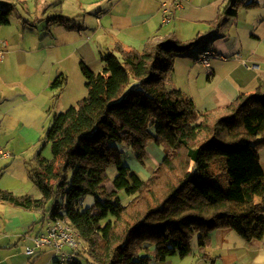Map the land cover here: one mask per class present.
Listing matches in <instances>:
<instances>
[{"label":"trees","instance_id":"obj_1","mask_svg":"<svg viewBox=\"0 0 264 264\" xmlns=\"http://www.w3.org/2000/svg\"><path fill=\"white\" fill-rule=\"evenodd\" d=\"M257 0H228L223 14L236 15ZM12 6H0V25L10 23ZM172 32L155 34L143 49L118 44L100 72L84 62L88 95L55 113L44 139L52 156H40L30 178L42 196L0 188V202L67 220L88 244L80 254L93 264H151L192 252L199 234L207 245L218 229H233L248 241L264 231V90L243 92L230 104L199 110L192 97L167 85L176 56L195 47ZM59 76L52 87L66 86ZM243 130L236 132L235 128ZM166 155L143 180L123 163L118 144L139 159L148 144ZM117 168L107 188L108 169ZM94 195V206L80 200ZM123 194L130 197L123 202ZM70 264H79L78 260Z\"/></svg>","mask_w":264,"mask_h":264},{"label":"crops","instance_id":"obj_2","mask_svg":"<svg viewBox=\"0 0 264 264\" xmlns=\"http://www.w3.org/2000/svg\"><path fill=\"white\" fill-rule=\"evenodd\" d=\"M175 1L0 0V6H12L10 23L0 25V39L6 44L0 59V147L11 152L10 157H0L1 189L42 196L30 178V168L40 156L50 158L51 146L44 135L52 117L60 113L63 97H69L71 89L86 85L81 63L95 72L102 71L104 57L118 44L143 49L155 34L174 32L180 40H198L195 47L176 59L193 53L199 62L203 50L213 51L208 82L215 85L199 99L190 93L203 110L228 105L243 92L264 90L261 2L257 0V7L242 6L236 15H227L223 9L228 0H182L183 7L175 9L171 20L165 21L163 3L173 5ZM214 59L225 64L212 68ZM254 64L260 67L253 68ZM61 75L67 83L55 100L58 90L52 83ZM261 161L264 167L262 156ZM111 171L117 174L116 168H109ZM0 215L8 244L17 240V249L20 245L34 247V237L45 226L37 223L40 212L0 202ZM1 233L0 229V238ZM235 233L233 229L215 230L210 242L201 246L199 258L211 264L247 260L264 264V231L252 241ZM37 250L29 256H35Z\"/></svg>","mask_w":264,"mask_h":264},{"label":"rangeland","instance_id":"obj_3","mask_svg":"<svg viewBox=\"0 0 264 264\" xmlns=\"http://www.w3.org/2000/svg\"><path fill=\"white\" fill-rule=\"evenodd\" d=\"M250 1V0H249ZM261 2L260 8H264V0H259ZM235 40V36L232 38L231 42ZM246 40L242 41L244 44ZM240 50V46L238 48ZM222 51V50H221ZM224 52V51H222ZM227 53V52H224ZM226 55V54H225ZM227 56H230L227 54ZM195 54H187L176 59L174 69L169 73V78L167 80V85L170 89H173L175 85L183 89L186 93L190 95L193 93L197 98L200 95L205 94L213 88V85L208 82V72L209 69L201 65L199 62L195 61ZM213 67L225 64L218 59H214L212 62ZM86 80V79H85ZM213 80V79H212ZM86 83V81H85ZM215 83V82H214ZM80 89V90H79ZM88 95V89L86 85L83 88H73L69 92L68 96L63 97L62 106L60 112L66 111L70 106L76 105L80 100ZM199 99V98H198ZM209 107V106H208ZM199 110L205 109L204 107L198 108ZM243 130L242 126L236 127L235 131L240 132ZM119 148L123 151V163L132 169V172L136 173L143 180L149 179L154 170L159 166L166 155V150L163 145H156L150 142L147 147V155L143 159H139L137 155L125 144H118ZM260 154L264 163V146L260 149ZM48 156L51 157L52 153L49 151ZM116 168L115 165H111L110 168ZM117 170V168H116ZM108 174L110 177L107 183V188L112 191L114 187L112 181L116 176L114 172L111 171ZM111 175V176H110ZM130 197L123 194V202L127 203ZM96 203V197L94 195H86L80 200V207L87 208L94 206ZM3 226L2 215H0V229L2 230L0 238V264H70L69 262L58 261V256L56 252L49 247L43 249H38L35 256H29L26 253V247L21 245L20 248H15L14 240L12 244H8L9 240L6 237V232ZM236 235L238 233H235ZM239 236V235H237ZM23 245V244H22ZM192 252L181 257L180 255H174L169 257L167 261H157L152 260L151 264H211L207 262L204 258H199L201 256V245L199 243V234H196L191 240ZM16 254L15 256H12ZM79 264H93L88 261L86 257L79 256L77 258ZM240 264H250V261H246Z\"/></svg>","mask_w":264,"mask_h":264},{"label":"built area","instance_id":"obj_4","mask_svg":"<svg viewBox=\"0 0 264 264\" xmlns=\"http://www.w3.org/2000/svg\"><path fill=\"white\" fill-rule=\"evenodd\" d=\"M183 7L182 0H176L173 5L166 2L163 3V11L165 21H170L174 15L175 9ZM5 42L0 39V59L3 58L5 52ZM215 56L211 50H203L199 56V62L205 67H211V59ZM253 68H259L257 64L252 65ZM11 152L0 147V157H10ZM45 247L52 248L60 262H74L81 253L89 250L88 244L83 240L77 229H75L67 220L63 218H49L45 222L44 230L34 237V247L28 248L26 253L33 255L36 249Z\"/></svg>","mask_w":264,"mask_h":264}]
</instances>
